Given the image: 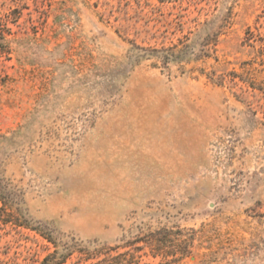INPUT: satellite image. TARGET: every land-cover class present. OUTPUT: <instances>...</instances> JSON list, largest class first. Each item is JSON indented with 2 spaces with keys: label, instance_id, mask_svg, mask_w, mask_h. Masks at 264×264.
Segmentation results:
<instances>
[{
  "label": "rangeland",
  "instance_id": "rangeland-1",
  "mask_svg": "<svg viewBox=\"0 0 264 264\" xmlns=\"http://www.w3.org/2000/svg\"><path fill=\"white\" fill-rule=\"evenodd\" d=\"M0 24V264H264V0H0Z\"/></svg>",
  "mask_w": 264,
  "mask_h": 264
},
{
  "label": "trees",
  "instance_id": "trees-1",
  "mask_svg": "<svg viewBox=\"0 0 264 264\" xmlns=\"http://www.w3.org/2000/svg\"><path fill=\"white\" fill-rule=\"evenodd\" d=\"M13 33H12V30L10 28H8L6 25H1L0 24V57H5L6 60H9L10 59V54H11V49L9 48V46L7 45L8 43H10V40L8 39V37L12 36ZM208 45L205 44L204 45V49H203V58L205 57H208L209 56V49L207 47ZM138 48V47H137ZM175 47L172 46V47H162L161 50L164 51L166 53V57H161L164 59L165 62H174V63H179L181 62V58L178 57L180 56V53H177L175 54L174 53V49ZM138 49H142V50H147V49H143L142 47H139ZM258 53L260 54V58L262 59V61L264 62V48L263 46H260V49L258 51ZM171 58H174V59H171ZM208 76V79L210 81H212V83H215V84H219V85H223V83L225 82V79L227 78L226 75H222L220 78V81H215L217 79H214L213 76H210V75H207ZM228 78H229V84H234V79L235 78H239V77H236L235 73H229L228 74ZM172 252V251H171ZM159 254V253H158ZM158 254H155L153 255L154 258L156 257H159L160 255ZM188 253H186L185 251H180L179 253V257H177V259H174V260H178L180 258H184V257H187ZM169 256V253L165 252L163 255H162V258L166 259L167 257ZM171 256H175V254H172L171 253ZM163 262V260H162ZM129 262H127L128 264ZM134 264H138V263H134Z\"/></svg>",
  "mask_w": 264,
  "mask_h": 264
}]
</instances>
